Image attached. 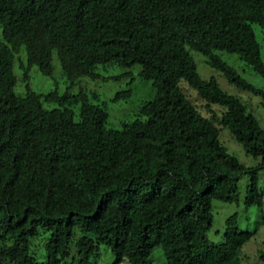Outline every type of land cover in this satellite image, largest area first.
<instances>
[{
  "label": "trees",
  "instance_id": "16d2710c",
  "mask_svg": "<svg viewBox=\"0 0 264 264\" xmlns=\"http://www.w3.org/2000/svg\"><path fill=\"white\" fill-rule=\"evenodd\" d=\"M254 23L264 26V0H0V264H93L100 244L112 264H150L156 245L166 264H243L252 232L234 212L222 241H210L212 201H237L245 175V205L263 209L264 128L215 77L199 75L190 50L264 107V89L216 52L236 53L264 77ZM54 57L70 80L138 64L155 94L133 120L106 127L105 108L85 92L29 88L30 67L50 75ZM182 79L220 112L203 114ZM223 126L256 164L227 150Z\"/></svg>",
  "mask_w": 264,
  "mask_h": 264
},
{
  "label": "rangeland",
  "instance_id": "374dc122",
  "mask_svg": "<svg viewBox=\"0 0 264 264\" xmlns=\"http://www.w3.org/2000/svg\"><path fill=\"white\" fill-rule=\"evenodd\" d=\"M255 38L259 44L260 56L264 62V26L257 23L252 25ZM191 55L196 63V69L202 78L210 76L215 77L219 85L225 91L237 96L258 120L260 126L264 128V107L260 95L254 94L248 90L237 87L228 82L221 71L208 66L205 63L203 54L196 50H190ZM222 59L227 61L240 75L246 78L256 87L264 89V77L256 73L253 68L244 60L238 57L236 53H229L224 50H216ZM25 62L23 53L17 55L14 64V73L17 83L15 91L23 93L26 89V77L23 74V68L20 64ZM53 71L50 75L42 74L36 66L28 70L29 88L35 92L45 93L53 90L61 94L64 92L76 93L81 90L85 92L93 102L103 105L107 112L106 127L119 128L123 121H131L137 115L139 106L146 100L151 99L155 94V88L150 79H144L138 75L139 65L134 64L131 67H123L115 64H106L98 66L96 71L101 77L95 79L88 76H81L73 80L65 77L60 69L56 57L53 59ZM113 75H119L112 78ZM185 96L200 111L209 116L220 112V107L216 104H207L196 92L189 86L185 80L178 83ZM121 92V96L113 99L116 92ZM45 106H59L57 101L45 102ZM73 108H76L75 106ZM229 129L225 126L220 128L219 137L227 150L233 153L245 165H254L259 158H254L244 152L241 144L231 137ZM247 178L242 175L238 180V200L233 202H223L220 200L212 201L213 222L208 230V238L212 242H221L223 239L224 219L236 213L238 224L242 229L252 232L248 241L241 247L240 256L243 264H263L259 260L258 252L264 251V207L262 210L255 206H246L244 203V194ZM259 185L264 187V167L259 171ZM38 243L33 240L32 247ZM98 255L93 264H112L113 255L108 247L100 244ZM120 264H125L122 262ZM150 264H166L162 248L156 245L150 255Z\"/></svg>",
  "mask_w": 264,
  "mask_h": 264
}]
</instances>
